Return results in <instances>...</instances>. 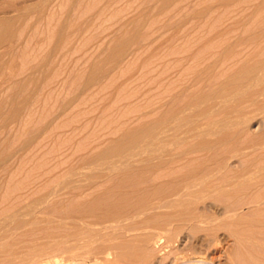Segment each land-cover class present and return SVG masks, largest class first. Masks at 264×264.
I'll list each match as a JSON object with an SVG mask.
<instances>
[{
  "label": "rangeland",
  "instance_id": "374dc122",
  "mask_svg": "<svg viewBox=\"0 0 264 264\" xmlns=\"http://www.w3.org/2000/svg\"><path fill=\"white\" fill-rule=\"evenodd\" d=\"M0 111V264H264V0H0Z\"/></svg>",
  "mask_w": 264,
  "mask_h": 264
},
{
  "label": "bare ground",
  "instance_id": "6f19581e",
  "mask_svg": "<svg viewBox=\"0 0 264 264\" xmlns=\"http://www.w3.org/2000/svg\"><path fill=\"white\" fill-rule=\"evenodd\" d=\"M242 4V3H241ZM20 86V85H19ZM13 108V107H12ZM3 109V108H2ZM11 111V110H10ZM18 111V110H17ZM1 112V111H0ZM3 118V117H2ZM12 121V120H11ZM25 121V120H24ZM11 123V122H10ZM21 123V122H20ZM214 132V131H213ZM22 137V136H21ZM21 147V146H20ZM222 153V152H221ZM183 177V176H182ZM156 178V177H155ZM188 179L190 180V178L188 177ZM188 179H186L187 181H189ZM186 180H185V182H183V186L181 185V188L182 189H180L181 191L183 190V189H190V187L192 186V183L193 182H188V184H186ZM153 181V180H152ZM192 181V180H191ZM263 181V180H262ZM119 187V186H118ZM134 187V186H133ZM187 191V190H186ZM172 192V191H171ZM180 191H177V193L175 194V195H177L178 193H179ZM178 195H180V194H178ZM167 197V196H166ZM120 198V197H119ZM164 201V200H163ZM165 201H166V199H165ZM225 202V201H224ZM230 203V202H229ZM129 204V203H128ZM126 205V204H125ZM260 214V213H259ZM239 257V256H238ZM237 258V257H236ZM238 259V258H237ZM240 260H242V258H240ZM250 260V259H249Z\"/></svg>",
  "mask_w": 264,
  "mask_h": 264
},
{
  "label": "clouds",
  "instance_id": "9594fccd",
  "mask_svg": "<svg viewBox=\"0 0 264 264\" xmlns=\"http://www.w3.org/2000/svg\"><path fill=\"white\" fill-rule=\"evenodd\" d=\"M198 264H199V262H198Z\"/></svg>",
  "mask_w": 264,
  "mask_h": 264
}]
</instances>
